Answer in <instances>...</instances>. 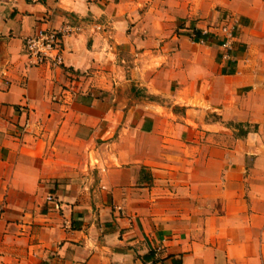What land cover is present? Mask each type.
Here are the masks:
<instances>
[{
    "label": "crops",
    "instance_id": "1",
    "mask_svg": "<svg viewBox=\"0 0 264 264\" xmlns=\"http://www.w3.org/2000/svg\"><path fill=\"white\" fill-rule=\"evenodd\" d=\"M0 264H264V0H0Z\"/></svg>",
    "mask_w": 264,
    "mask_h": 264
},
{
    "label": "built area",
    "instance_id": "2",
    "mask_svg": "<svg viewBox=\"0 0 264 264\" xmlns=\"http://www.w3.org/2000/svg\"><path fill=\"white\" fill-rule=\"evenodd\" d=\"M235 22L229 20L216 29L220 40L219 48L222 50V60H231V53L235 43ZM72 33V28L64 27L59 30L44 29L34 32L23 41L24 55L31 67L50 66L58 68L63 65L62 40ZM46 202L53 204L57 209L62 205L53 194L46 196Z\"/></svg>",
    "mask_w": 264,
    "mask_h": 264
},
{
    "label": "trees",
    "instance_id": "3",
    "mask_svg": "<svg viewBox=\"0 0 264 264\" xmlns=\"http://www.w3.org/2000/svg\"><path fill=\"white\" fill-rule=\"evenodd\" d=\"M198 35V32H196V36Z\"/></svg>",
    "mask_w": 264,
    "mask_h": 264
}]
</instances>
